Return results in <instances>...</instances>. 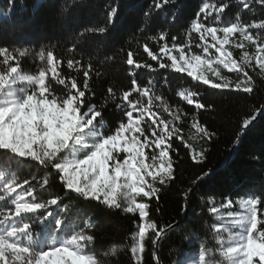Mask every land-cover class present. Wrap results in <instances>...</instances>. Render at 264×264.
Listing matches in <instances>:
<instances>
[{"label":"trees","instance_id":"trees-1","mask_svg":"<svg viewBox=\"0 0 264 264\" xmlns=\"http://www.w3.org/2000/svg\"><path fill=\"white\" fill-rule=\"evenodd\" d=\"M222 2L230 6L219 13L217 18L214 9ZM248 2L251 6L245 10L242 0H177L175 5L154 10L145 21L142 14L150 9L153 0H0V8L9 13L7 18L0 20V47H7L9 50L28 49L24 56L17 54L22 73L36 75L40 70L48 69L46 58L40 60L38 53L43 48L46 57V52L51 50L55 61H59L56 71L60 78L75 77L78 87L83 89L85 77L83 71L78 69L88 68L91 64L86 99L90 105H104L105 129L117 122L120 116L116 108L120 101L108 98L107 89L112 87L119 96L123 91H130L133 79L141 88L147 86L154 89L173 110L177 107L182 109V119L176 122V126L181 128V135L185 143L192 146V150H187L185 144L175 140V150L170 153L173 159V181L161 185L158 179L153 181L151 177H146L149 183L160 189L158 201L155 198L151 200V220L160 226L176 225L160 240L158 251L155 250L160 264H174L177 259L182 264H194L198 260L201 245L212 249L208 256L209 264H227L226 259L216 251L217 238L211 226L228 223V212L238 211L237 204L241 198H259L264 193V113H260L258 119L247 127L230 154L242 131L244 119L256 118L259 113L256 110L264 108V71L258 67L246 68L252 78L253 90L243 92L242 89L248 87L243 82L241 89L236 90L235 84L242 81V77L235 71L217 65V53L211 45H220L210 35L206 36L209 53L205 54L198 47L204 43L199 38L201 34L194 31L190 34L188 31L191 20L196 18V12L204 4L209 5L203 17L206 27L217 28L218 39H223L224 36L219 29L237 22L238 14L241 23L264 19V9L253 0ZM111 7L119 8L114 26L107 25L108 30L104 34L85 31L86 28L105 27L106 13ZM176 9L179 11L173 19L171 13ZM161 29L169 34V47L171 36H176L178 43L185 47L186 55L199 54L204 59L211 57L212 66L220 71L231 87L213 90L203 85L202 81L189 77L186 72L179 73L175 69L154 71L128 66L126 54L131 51L136 63L147 62L153 65V69L159 68L157 62L151 60L143 50V44L149 43L150 50L159 54L155 42L147 41L146 38L157 35ZM251 31L254 37L264 39V30L254 28ZM241 39L239 33L231 34L228 43L223 46L232 54V59L238 62L243 51H248L250 55L255 53V45L246 41L243 50L237 48L235 45ZM171 54L179 56L178 51ZM108 57L114 59L109 60ZM69 59L81 60L82 64L69 69ZM162 61L171 63L163 56ZM252 64L255 65L254 55ZM203 75L213 82H220L211 70L205 71ZM45 79L57 95L62 94L63 86L58 84L51 71H46ZM183 89L197 93L201 103L212 107L197 110L194 104L188 105L177 95ZM138 98L139 93L132 94L133 100ZM142 99L147 104L148 97ZM153 112L163 118H171L162 108H153ZM184 113H187L186 117ZM193 116L198 123L215 134L211 141L202 138L191 127ZM145 151L151 154L152 149L146 148ZM201 151L205 154L202 158L197 157V163L192 156ZM145 162L151 163L147 159ZM0 170L4 172V178H0V195L4 194V183L12 182L15 186L19 182L23 186V190L16 189L11 198L6 197L0 201V209L14 207L12 199L17 193L23 195L25 191H31V196L25 197L28 202L35 200L46 203L48 199L61 197L58 206H49L47 211L41 209L37 213L27 214L18 227H22L24 223L29 224L34 236L45 244L51 243L57 236L59 239H70L73 233L83 232L86 236L94 237L86 245V250L96 256L100 264H134L131 247L138 213L126 214L121 210L102 209L97 206L96 201L79 198L76 193L63 188L58 176L30 158H14L9 153L0 152ZM205 171L209 172V176L203 182L193 185L192 181ZM25 180L29 181L27 185H24ZM45 180L48 181L47 185L44 184ZM228 199L234 203L228 208H221ZM137 202H148V198L141 194L137 197ZM212 207H216L218 212H210ZM157 208L158 212L155 211ZM48 212L53 213L54 218L66 222L64 231L54 228L51 217L47 223L41 219ZM262 213L264 206L258 205L259 219H264ZM148 232L151 233V229ZM141 255L142 264H155L151 236L145 237V252Z\"/></svg>","mask_w":264,"mask_h":264},{"label":"snow or ice","instance_id":"snow-or-ice-1","mask_svg":"<svg viewBox=\"0 0 264 264\" xmlns=\"http://www.w3.org/2000/svg\"><path fill=\"white\" fill-rule=\"evenodd\" d=\"M14 2V0H13ZM253 2L264 9V0H253ZM177 0H153L150 9L143 12L145 21L152 15L154 10L163 9L175 5ZM230 5L220 3L214 9L219 18V13L224 12ZM248 0H242V7L245 10L250 8ZM209 5L204 4L196 12V18L191 20V34L193 31L200 33V40L204 43L198 45L203 53H209V45L206 36H211L220 46L212 44L215 48L217 65L229 71H235L242 81L235 84V89H241V82L248 84L242 89L243 92H251L252 78L245 70L246 68L258 67L264 71V39L252 35V29L264 30V19L253 20L251 23H241L239 14L237 22L219 29L224 36L218 39L215 27H206L204 14ZM179 10H174L171 15L175 19ZM119 15L118 7H111L106 13L105 27L86 28L90 33H106L107 25L115 24ZM239 33L240 43L235 46L241 50L245 48V41L255 45V65L252 64L253 55L243 51L240 61L232 59V54L224 49L231 34ZM147 41L155 42L159 48V54L150 50L149 43L143 44V50L147 52L151 60L156 61L159 68L153 69L151 63H136L133 60L134 53L127 52L126 64L135 66L136 69H175L179 73H187L189 77L203 82L213 90L229 89L231 85L225 82L220 71L212 66L213 60L202 58L199 54L186 55L185 47L178 43L176 36H171L169 47V34L163 29L157 35L146 38ZM178 51L179 56L172 55ZM28 52L15 48L9 50L7 47H0V151L11 154L14 158H30L38 162L40 166L48 169L50 173L58 176L63 188L74 192L79 198L96 201L97 206L107 210H121L126 214H137L138 220L135 224L138 231L133 233L131 256L134 264H142V255L145 252V237L151 236L153 245V260L160 264L155 252L166 233L173 230L175 225L166 224L160 226L151 220V200L159 199L160 189L149 183L146 177L153 181L159 180L161 185L173 181L174 169L173 159L170 153L175 140L185 144L189 151L192 146L186 144L181 135V128L176 122L181 120L182 109L175 110L167 105L166 100L149 87L141 88L135 79L131 82L130 91H123L119 96L112 87L107 89L108 98L119 100L116 105L120 116L117 122L111 123L105 129L104 105L97 107L90 105L86 99V91L89 88V75L91 64L88 68H80L83 71V89L78 87L75 77L61 79L57 74L56 67L59 61H55L54 53L51 50L46 52L41 48L38 53L40 60H47L48 69H42L38 75L24 74L20 71V64L17 59ZM162 56L167 57L171 63L163 62ZM107 59L112 60L113 57ZM183 62V63H180ZM82 64L81 60L69 59L67 67L72 69L75 65ZM207 65L213 76L220 79V82H213L203 74L197 75L195 69ZM46 71H51L58 84L63 86L62 94L56 92L46 83ZM22 84L23 86L17 87ZM75 90V91H74ZM139 93L140 98L133 100L132 94ZM178 96L182 97L188 105H193L197 110L210 109L211 105L201 103L197 93L187 89L181 90ZM147 96V104L143 97ZM159 102L158 104L156 102ZM153 108L163 109L169 113L170 119L158 116ZM264 113V108L256 110ZM187 116V113H184ZM191 127L194 128L202 138L211 141L214 133L198 123L193 116ZM255 117L244 119L242 129L246 130ZM130 134V135H129ZM237 137L239 143L240 136ZM121 143L123 147L121 148ZM151 148V154L145 149ZM121 153L123 155L121 156ZM203 151L196 153L192 159L199 163L197 157H203ZM178 155V153H177ZM82 157V158H81ZM151 163H146L145 160ZM209 176L205 171L192 181L193 185L203 182ZM0 178L3 173H0ZM29 183L24 181V185ZM47 185L48 181L45 180ZM23 186L16 182L3 184L4 194L0 195V201L16 189ZM148 198V202H137V197ZM187 194V193H186ZM31 191H25L23 195L17 193L12 199L14 207L0 209V264H100L96 256L86 250V245L94 240L91 235H84L83 232L73 233L70 239H59L57 236L51 243H44L34 236L29 224L24 223L22 227L17 225L21 219L29 213H37V210L49 209V206H58L61 197L56 196L48 199L46 203H38L33 200L28 202L25 197H30ZM234 203L228 199L221 208H228ZM242 212H228L229 222L225 224H213L212 230L216 233L218 247L216 251L226 259L227 264H264V219L258 218V205L264 206V193L259 198H251L238 202ZM159 211V208L155 209ZM212 213L218 209L212 207ZM264 215V213H262ZM49 217L54 221V228L64 231L66 222L54 218L53 213L48 212L47 216L41 219L48 222ZM233 226H238L239 232L232 231ZM151 229V233L148 230ZM228 232V239L225 241L221 235ZM212 249L200 246L198 260L194 264H209L208 256ZM174 264H182L177 259Z\"/></svg>","mask_w":264,"mask_h":264},{"label":"rangeland","instance_id":"rangeland-1","mask_svg":"<svg viewBox=\"0 0 264 264\" xmlns=\"http://www.w3.org/2000/svg\"><path fill=\"white\" fill-rule=\"evenodd\" d=\"M37 1H40V0H37ZM8 16H9V13L7 12V10L4 9V8H0V20H1V19H5V18H7ZM218 55H219V54L217 53V56H218ZM217 56H216V57H217ZM180 63H183V62H180ZM195 71L197 72V75H200V74H204L205 71L207 72V71H210V70L207 68V65H204V66H202V67L199 68V69H195ZM24 74H25V73H24ZM38 74H39V73H38ZM38 74H36V75H38ZM20 86H23V85L18 83L17 87H20ZM121 147H123V143H121ZM0 152H1V154L3 153V151H0ZM0 173H3V174H4V172L1 171V170H0ZM247 199H251V198H249V197H245V198H241L239 201H241V200H247ZM239 201H238V202H239ZM237 210H238L237 212H242V211H244L243 209H241V208L239 207V203L237 204ZM149 230H150V229H149ZM136 231H138V229H136ZM232 231H234V232H239L240 229L238 228V226H233ZM221 235H222L223 239H224L225 241H227L229 233H228V232H223V233H221Z\"/></svg>","mask_w":264,"mask_h":264},{"label":"water","instance_id":"water-1","mask_svg":"<svg viewBox=\"0 0 264 264\" xmlns=\"http://www.w3.org/2000/svg\"><path fill=\"white\" fill-rule=\"evenodd\" d=\"M259 114H260V113H258V115H257L256 118L253 120V122L256 121V120L258 119ZM242 131L244 132L245 130L242 129ZM240 133H241V132H240ZM236 143H237V140H236L235 143L233 144V146H232V148H231V150H230V154H232V152H233V150H234V148H235V146H236ZM175 226H176V225H175ZM167 234H168V233H166L165 235H167ZM155 250H156V252L158 251V246L155 247Z\"/></svg>","mask_w":264,"mask_h":264}]
</instances>
